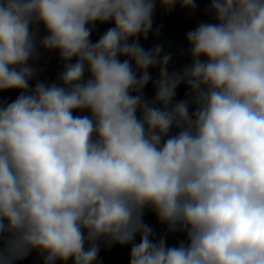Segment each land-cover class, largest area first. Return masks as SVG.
I'll use <instances>...</instances> for the list:
<instances>
[{
    "label": "clouds",
    "instance_id": "1",
    "mask_svg": "<svg viewBox=\"0 0 264 264\" xmlns=\"http://www.w3.org/2000/svg\"><path fill=\"white\" fill-rule=\"evenodd\" d=\"M157 2L196 8L0 0V92H19L0 103V264H101V244L130 245L129 264H264V0H210L179 69L141 43ZM40 48L55 82L36 79Z\"/></svg>",
    "mask_w": 264,
    "mask_h": 264
},
{
    "label": "trees",
    "instance_id": "2",
    "mask_svg": "<svg viewBox=\"0 0 264 264\" xmlns=\"http://www.w3.org/2000/svg\"><path fill=\"white\" fill-rule=\"evenodd\" d=\"M196 8L193 11L194 14L200 16H211L207 13V9L210 6V0H195ZM185 11V8H181L179 4H177L176 8L171 12L154 11L153 15V31L156 28H160V35L158 37L150 34L147 41L141 40L142 45L147 49L150 46V42L154 39H160L161 36L170 30L174 29H185L186 27L182 24L181 18ZM114 26L111 22L105 24H98L96 26V31L92 35V40L95 42L99 36L106 31L109 27ZM167 51H171L173 53V61L175 64L182 68L186 65V61L184 57L174 48L166 46ZM55 56H58V53L52 52L50 66L55 68V72L49 74L46 78V82H55L57 81L59 73L63 70V63L58 59L55 61ZM37 79V77H36ZM33 85L35 84V80L31 82ZM186 88L184 85H181L177 89L176 99L180 100L184 98ZM145 92L149 93L151 96L154 94V91L146 86ZM19 95L18 91L11 90L7 92H0V103L3 102H12ZM78 114V113H76ZM136 240H139V235H137ZM99 260L101 264H129L130 261V249L125 248L121 245H113L111 248H105L103 244H101V251L99 253ZM67 264H72V261L69 260Z\"/></svg>",
    "mask_w": 264,
    "mask_h": 264
},
{
    "label": "crops",
    "instance_id": "3",
    "mask_svg": "<svg viewBox=\"0 0 264 264\" xmlns=\"http://www.w3.org/2000/svg\"><path fill=\"white\" fill-rule=\"evenodd\" d=\"M164 10L160 4L157 2L155 11H161ZM212 17L211 16H200L194 14V12H189L188 9H185L181 21L182 24L186 27L185 29H174L165 32L160 39H154L152 42L155 44H163L165 51H167L166 46L172 47L176 49L185 59L186 65L190 63V56L187 54V42L185 40V34L191 30L194 29L199 23L203 21H211ZM46 33L44 32L43 26L41 25L39 28V33L37 37V42L39 43V40L42 39V37ZM152 46H149V48ZM41 53V58L38 60L36 66L40 69V72L37 76L38 80L41 81H46L47 77V71L46 67H48L50 70L48 72H55L56 70H51L52 67L50 66L49 62L51 60L52 53L45 52L43 48L39 49ZM176 68L179 69V67L175 64V62L172 60L170 63V69ZM150 74L152 75L153 79L157 78L158 75V70H150ZM149 88H151L154 91L153 85L150 82L147 85ZM145 95L147 98H151L152 96L145 92ZM144 222L151 226L153 230L158 234V235H163L166 232V226L161 225L155 215L150 212L146 211L144 217ZM181 239H183V236L176 234H168L167 235V244L169 246H175ZM136 242H139V240H136ZM123 247L130 249V245H123ZM19 264H43L42 257H40L36 252H33L31 255H29L25 260L20 261ZM57 264H62V262L57 261Z\"/></svg>",
    "mask_w": 264,
    "mask_h": 264
},
{
    "label": "rangeland",
    "instance_id": "4",
    "mask_svg": "<svg viewBox=\"0 0 264 264\" xmlns=\"http://www.w3.org/2000/svg\"><path fill=\"white\" fill-rule=\"evenodd\" d=\"M97 25H98V24H97ZM153 45H155V43L151 41V42H150V46H153ZM58 59H59V57H58V56H55V61H56V62L58 61ZM72 63H75V59H73ZM49 64H50V63H49ZM45 69H46V71H47V76H48L49 74H51V73H52L51 71H50V72H48V71L50 70L48 67H46ZM51 70H53V71H54V70H55V68H54V67H52V69H51ZM46 78H47V77H46ZM84 79H85V80H87V79H88V77H86V76H85V77H84Z\"/></svg>",
    "mask_w": 264,
    "mask_h": 264
},
{
    "label": "built area",
    "instance_id": "5",
    "mask_svg": "<svg viewBox=\"0 0 264 264\" xmlns=\"http://www.w3.org/2000/svg\"><path fill=\"white\" fill-rule=\"evenodd\" d=\"M85 76L88 77L87 74Z\"/></svg>",
    "mask_w": 264,
    "mask_h": 264
}]
</instances>
